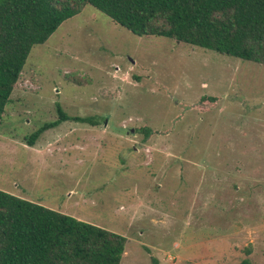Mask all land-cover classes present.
<instances>
[{
	"label": "rangeland",
	"instance_id": "obj_1",
	"mask_svg": "<svg viewBox=\"0 0 264 264\" xmlns=\"http://www.w3.org/2000/svg\"><path fill=\"white\" fill-rule=\"evenodd\" d=\"M57 105L99 123L27 144ZM0 189L125 236L120 264H264V65L135 35L86 4L27 57Z\"/></svg>",
	"mask_w": 264,
	"mask_h": 264
},
{
	"label": "trees",
	"instance_id": "obj_2",
	"mask_svg": "<svg viewBox=\"0 0 264 264\" xmlns=\"http://www.w3.org/2000/svg\"><path fill=\"white\" fill-rule=\"evenodd\" d=\"M86 4L135 35L264 65V0H0V124L32 47ZM56 111L57 119L28 135L27 144L63 121L99 123L60 105ZM142 131L147 138L150 129ZM126 242L121 234L0 189V264H120Z\"/></svg>",
	"mask_w": 264,
	"mask_h": 264
}]
</instances>
